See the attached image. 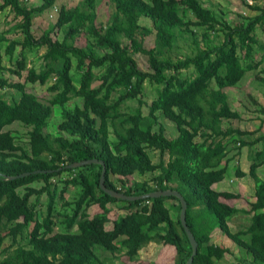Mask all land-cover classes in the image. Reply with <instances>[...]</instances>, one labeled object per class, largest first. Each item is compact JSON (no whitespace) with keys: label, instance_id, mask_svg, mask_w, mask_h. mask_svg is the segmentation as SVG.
I'll list each match as a JSON object with an SVG mask.
<instances>
[{"label":"trees","instance_id":"1","mask_svg":"<svg viewBox=\"0 0 264 264\" xmlns=\"http://www.w3.org/2000/svg\"><path fill=\"white\" fill-rule=\"evenodd\" d=\"M59 1L42 0L39 6L27 0L0 1V12L10 7L21 17L10 29L28 38H14L7 46L12 56L21 47L11 71L18 76L26 71V81L0 75V88L17 92L11 99L0 92V264H108L122 254L135 261L152 241L175 246L173 264L187 262L192 247L181 224L179 198L112 196L100 185L101 163L69 167L94 158L105 162L107 188L130 196L166 189L184 195L188 225L198 240L193 264H219L231 252L212 241L216 227L251 254L252 260L243 264H264V178L258 173L264 165V133L249 140L254 132L227 125L242 119L230 103L228 89L255 69L256 79L264 84V68H259L264 53L260 60L255 53L256 30H264V5L254 7L259 13L247 23L232 25L202 0H110L114 11L103 23L98 20L97 0H80L74 6L61 1L58 7ZM45 11L58 12L57 20L37 37L34 15ZM142 17L149 18L152 27L142 25ZM152 30L155 44L147 47L145 36ZM57 31L63 37H54ZM216 33H223L224 39L214 44ZM83 35L87 41L80 46L76 40ZM179 37L190 39L197 50L174 60L169 53ZM34 47L46 48L39 69L28 64L27 50ZM139 53L147 57L145 68ZM5 69L0 56V74ZM189 69L193 72L185 74ZM147 81L158 87V95L145 114ZM28 82L50 83L52 97L43 100L30 91ZM77 97L81 103L66 107ZM129 99L139 103L126 111ZM55 106L63 108V119L58 134L52 135L46 128ZM162 115L176 123V137L168 135ZM14 122L29 128L26 144L17 141L14 130L5 129ZM231 142L239 147L233 150ZM259 142L263 146L250 149L248 170L235 163L237 176L254 179L256 199L249 209L235 208L222 198L238 199L241 194L213 185L226 177L233 160L243 158L244 146ZM151 150L159 152L158 161ZM24 172L31 173L4 177ZM135 174L150 177L132 179ZM40 181L44 183L37 186ZM73 188L78 193L70 199L66 194ZM167 199L173 201L170 206ZM99 206L102 209L89 212ZM201 208L214 214L215 225L202 226L195 215ZM239 214L249 216V224L233 231L229 221ZM59 224L63 230L57 229ZM8 238L11 242L6 244Z\"/></svg>","mask_w":264,"mask_h":264},{"label":"rangeland","instance_id":"2","mask_svg":"<svg viewBox=\"0 0 264 264\" xmlns=\"http://www.w3.org/2000/svg\"><path fill=\"white\" fill-rule=\"evenodd\" d=\"M1 1V0H0ZM67 3L69 6H74L80 2V0H61ZM61 1L57 3V6L60 7ZM205 6L212 8L215 12L219 14V16H222L223 19L227 20L229 24L235 25V24H241L242 22L247 23L248 18L255 16L259 13L258 10H256L255 6H263L264 0H202ZM30 4L34 6H39L42 3V0H27ZM97 9H98V20L106 23L111 17V14L114 11V5L111 3L110 0H97ZM58 12H52V11H45L44 13L40 15H34V24H33V32L37 37H40L44 30H46L51 24H54L57 20ZM21 17L16 16V13L11 10L10 7L4 9L0 12V56L2 58V63L6 67L4 71L0 75H3L10 79L13 82H24L26 81V71L23 72L22 76H18L17 74L13 73L11 69L16 67V60L19 58L20 53V46H17L14 55L8 53L7 46L12 39H22V40H28L27 36L22 33L19 29H10L13 25H15L17 22H20ZM142 25L152 27V21L149 18L142 17L141 18ZM198 30H201L200 27H197ZM58 33V31H57ZM55 33L53 34L54 37L56 36H62L63 33ZM257 37L259 44H256L257 52L256 56L257 59L260 60L263 57L264 50L261 48V44H264V30L261 27H258L256 30ZM2 35H4V39H2ZM213 38H215L214 44L220 43L224 39L223 33H216L213 34ZM86 36L83 35L79 37L76 40V43L80 46L85 45L86 43ZM145 44L147 47H152L155 44V31L152 30L151 33L147 34L145 36ZM196 46L192 43L190 39L179 37L176 41L175 46L170 51L169 56L173 58L174 60H177L179 58L185 57L187 55H193L196 53ZM46 52L45 47H34L29 50H27V58H28V64L29 67H36L39 69L43 62V55ZM242 55H244V52H241ZM137 57L140 60V64L142 67L145 68V61L147 57L141 53L137 54ZM259 68H264V61L262 65ZM258 71V69L248 71L244 79L240 82V84L233 88L228 89L229 94V100L233 108L239 110L242 115V119H236L232 120L231 122H227V125L238 127L243 130H249L254 132L251 135L247 136V139L253 140L254 138L261 136L264 133V111L261 109V107H264V84L259 79H256L255 74ZM193 72L192 70H185V74H190ZM51 82H54L51 81ZM99 82H96L95 85H98ZM28 87L30 88V91L42 98L45 101H48L49 98L52 97V92L48 89L49 84H40L37 83H27ZM1 89L0 92H5V96H7L9 99H11V96H14V94L17 95V92L14 89ZM158 95V87L149 81L145 84V95H143L142 99L144 101L143 110L145 114H148L149 112V104L151 101ZM258 101L259 104L255 103V101ZM82 98L77 97L76 99L72 100L68 103L66 107H74L76 103H81ZM139 103L138 99H129L124 104V109L127 111L129 109H134L136 105ZM62 107L61 106H55L54 107V113L52 117L49 120V124L46 128V131L51 133L52 135L58 134L57 125L58 123L63 119L62 118ZM160 120L164 123V125L167 128L168 135L170 137H176L178 135V128L176 126V123L172 121L171 119L161 116ZM6 130L12 129L14 130V133L17 137V141L22 144H26L29 140L28 136V127H25L21 125L20 122H14L12 125H8L5 127ZM230 146L233 147V150H236V146L239 147L238 142H231ZM263 146L262 142L255 144L254 147L250 146H244L242 148V151L245 152V155H243V161L241 162L242 168L248 170L252 160H249V155L251 150L254 149L257 150L258 147ZM152 158L155 161H158L159 159V152L155 150H151ZM249 160V161H248ZM240 165V166H241ZM237 165L233 162L230 163L229 169L231 171H228L226 174V177L223 179L224 182H220L217 185V190L221 189H227V190H237L238 188V182L240 180L236 179L235 182H230L232 175L234 177L237 176L236 170ZM259 175L264 178V165L259 167L258 169ZM68 173H64L63 176H66ZM150 174L146 175H140L135 174L132 176V179L136 180H144L146 178H149ZM115 179V177H113ZM248 178H253L248 175ZM57 179V178H56ZM43 181H40L37 183V186H41L43 184ZM64 183H60V188H62ZM250 191V190H249ZM78 189L73 188L71 192L67 193L66 196L72 199L75 195H77ZM250 192H248L249 196ZM232 202H237L233 199H227ZM41 209L42 212L45 213L46 205H47V195L43 194L41 196ZM244 201V200H243ZM242 199L238 202H242ZM173 201L167 199L166 203L168 206L171 205ZM231 202V203H232ZM237 205V203H235ZM250 207V205H249ZM44 209V210H43ZM102 209L100 206L96 209L91 208L89 212L93 213L94 211H98ZM113 213V212H111ZM110 213V214H111ZM174 214V211H173ZM196 218H198V221L202 224L204 228H208L210 225L216 224V217L213 213L208 211L205 208L198 209L197 213L195 212ZM43 216V214H42ZM112 217H115V214H111ZM62 218V216L60 217ZM230 226L232 227L233 231H238L241 228L246 227L249 224V216L244 214H239L238 216L233 217L229 221ZM108 227H111L110 223L107 225ZM58 230H63L64 226L62 224H59L57 226ZM212 241H214L216 244L229 247L231 252L227 253L225 259L219 262V264H243L244 261H251L252 256L249 254L245 249H243L241 246H239L234 240L229 238L221 229L220 227H216L212 231ZM247 240H249V236L246 237ZM6 244H9L11 240L8 238ZM23 242H26L24 240ZM175 249L171 248L168 249L167 246H164L163 244L157 243L156 241L150 242L148 245L144 246L142 250L139 252V258L135 261H130L129 258L122 254L120 256V259H116L114 261H109L108 264H122L123 262H126L127 264H173L174 262V256H175ZM109 256H112L111 253H106ZM113 257V256H112ZM253 264H260V263H253Z\"/></svg>","mask_w":264,"mask_h":264},{"label":"water","instance_id":"3","mask_svg":"<svg viewBox=\"0 0 264 264\" xmlns=\"http://www.w3.org/2000/svg\"><path fill=\"white\" fill-rule=\"evenodd\" d=\"M94 162H96V163L98 162V163H101L103 165V170H102V174H101V178H100V185H101L102 189H104L108 194H110L112 196L119 197L122 199H127V200H137V199H146V198H154V197H161V196H172V195L179 198V200L181 202V212H180L181 224H182V226H183V228H184V230H185V232L189 238V241H190V244L192 247V255L190 256V258L187 260V262L185 264H193L195 255L198 252V240L188 225V221H187L188 202L185 199L184 195L177 189H166V190H156V191H152V192L145 193L142 195H137V196H130V195H126L123 192H119V191L107 188L106 184H105L106 183L107 167H106L105 162L103 160H99L97 158L86 159V160L74 162V163L70 164L69 167L73 168V167H78L80 165L94 163ZM39 171H45V170H37L34 172L36 173ZM30 173L31 172H24L20 175H8V176H4V177L8 178V179H14V178H17L19 176L29 175Z\"/></svg>","mask_w":264,"mask_h":264},{"label":"crops","instance_id":"4","mask_svg":"<svg viewBox=\"0 0 264 264\" xmlns=\"http://www.w3.org/2000/svg\"><path fill=\"white\" fill-rule=\"evenodd\" d=\"M243 154L245 155V152H243ZM243 157V156H242ZM244 159L243 158H238V159H235V160H233L232 162L235 164V163H237L238 165L240 164L241 165V162L243 161ZM241 168H242V165H241ZM243 170H245L246 171V169H244V168H242ZM229 171H231L230 169H229ZM236 179H238V180H240L239 182H238V188H237V190H227V189H221V191H232V192H235V193H240L241 194V197L240 198H238V199H233V200H235V201H237V202H235V203H237V205H235V203L234 202H232V201H229V200H227V199H225V198H222V200L223 201H225V202H227V203H229V204H231V205H233L235 208H238V209H244V210H246V209H249V204H250V202H252V201H254L255 199H256V197H255V181H254V179L252 180L251 178H248V175H245V176H243V177H240V176H236V177H234V175H232V178H231V180H230V182H235L236 181ZM225 180H222V181H220V182H224ZM220 182H218V183H215L214 185H213V187L216 189L217 188V185L220 183ZM250 190V191H249ZM248 192H250V194H249V196H248ZM246 198H248V199H246ZM242 199V201H243V203L242 202H238L239 200H241ZM231 200V199H230ZM232 202V203H231ZM122 213H125V211H121ZM214 242V241H213ZM215 243V242H214ZM164 246H167V248L168 249H171V248H173V249H175L174 251H175V255H176V248H175V246L174 245H164ZM175 257V256H174Z\"/></svg>","mask_w":264,"mask_h":264}]
</instances>
